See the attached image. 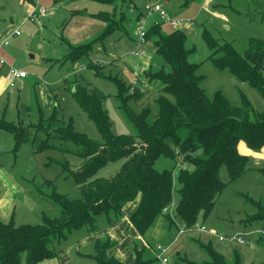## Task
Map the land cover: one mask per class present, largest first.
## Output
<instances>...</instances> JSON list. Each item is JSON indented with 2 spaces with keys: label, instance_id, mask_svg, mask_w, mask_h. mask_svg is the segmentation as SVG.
I'll return each mask as SVG.
<instances>
[{
  "label": "rangeland",
  "instance_id": "rangeland-1",
  "mask_svg": "<svg viewBox=\"0 0 264 264\" xmlns=\"http://www.w3.org/2000/svg\"><path fill=\"white\" fill-rule=\"evenodd\" d=\"M154 1L118 0L114 6H107L93 0H0V81L5 88L0 94V119L13 121L26 128L30 125L37 126L38 107L43 100H36L35 91L39 90L41 85L45 88L46 82L49 81L52 86L48 91L57 100L59 120H73L77 130L88 133L94 140H100L101 134L97 127L74 97L75 77L72 76L71 81L64 80L68 74L76 73L77 65L93 62L103 64L102 71L99 73L94 67L85 70L82 68L78 82L81 86L99 89L105 94L104 106L115 133L133 134L136 127L121 107L117 98L118 85L110 79V75H119L127 84H133L141 90V96L131 100V105L138 112L148 109V120H154L159 113L157 98L161 93L162 81H151L148 76L144 77L146 70L142 69V65L147 61L149 67L159 69L164 61L151 41L137 40L139 25L149 28L159 19L157 14L150 15L145 9L146 4ZM168 1L169 4L165 6L172 15L176 13L178 17L194 19L193 24L186 27V46L192 48L189 60L199 64L197 72L203 76L201 86L207 95L212 98L216 92L221 91L234 105L241 106L245 99H249L256 109L263 110L264 95L256 87L239 81L228 67L219 68L209 58L213 49L204 37V29L208 28L220 42H232L234 47L244 54L250 38L264 40V8L247 7V2L243 3L244 6L234 4L235 0H213L208 6L202 1L194 0L188 7L175 10L174 0ZM230 1L235 8L230 6ZM217 2L223 5H216ZM42 7L48 10V15L42 19L43 24L39 25L31 20L30 15L36 8ZM99 10L113 11L118 20L124 12L125 20L122 26L108 35L102 45H95V51L89 57H83L76 62L69 60L63 64L51 65L46 58L54 57L62 49L59 36L73 14ZM140 13L143 17L138 19ZM165 28L169 30L172 27L166 25ZM16 29L21 31L20 35H12ZM98 35L99 33L86 38L85 41L93 40ZM6 39L9 44H4ZM136 50H144V54H133ZM1 59H4L6 64H2ZM9 65L29 72L30 83L24 88L19 84L8 87L6 78L9 76ZM50 114L52 111L46 113V116L49 117ZM53 138L56 144L43 150L38 149L40 141L32 136L16 148L14 135L0 128L1 221L14 219L16 224L36 223L41 221L43 213L50 217L59 216L58 204L49 197L54 191L66 194L70 199L80 197L74 178L63 169L66 160L69 167L75 171L82 166L83 160L77 153L80 146L67 140H59L57 137ZM238 147L240 153L249 158L247 171L237 179L231 180L228 167L223 165L220 177L225 187L212 212L205 218L199 217V221L212 231L180 232L178 225L181 223L172 224L165 216L167 213H162L143 235L133 234L131 231L124 232L127 241L126 246L121 248L124 257L130 254L129 261L134 263L136 250H139L142 251L144 259L151 260L150 264H174L179 259L178 256L184 257L185 263H188V260L199 261L203 258V253L198 241L211 239L216 247L226 254L234 248L245 251L246 264L264 263V248L257 242V238L263 234V222L248 221L257 211L250 199L264 203V148L253 150L242 143ZM122 164L123 160L105 164L98 171L97 177L115 174ZM174 164L171 158L165 156L156 161V167L160 170L173 168ZM178 187L179 183L175 179L172 202L168 207V213L172 215L179 199ZM129 203L124 207L121 219L128 215ZM95 224L94 230L82 225L61 238L53 239L51 246L57 251V255L40 264H98L93 256L95 248L88 244V236L92 232H102L109 228L106 215L98 213L95 216ZM218 233H223L229 238L242 235L246 242L239 243L237 239L220 240ZM157 245L169 247V262L164 263L155 258ZM23 264H28L26 259Z\"/></svg>",
  "mask_w": 264,
  "mask_h": 264
},
{
  "label": "trees",
  "instance_id": "trees-1",
  "mask_svg": "<svg viewBox=\"0 0 264 264\" xmlns=\"http://www.w3.org/2000/svg\"><path fill=\"white\" fill-rule=\"evenodd\" d=\"M93 1L114 6L118 0ZM192 1L184 0V4L189 5ZM92 16L105 23L102 32L93 40L77 44L65 40L62 32L59 36V41L64 43L63 53L59 56L62 59L46 58L51 65L89 57L95 51V45H102L107 36L121 27L125 20L124 12L118 20L110 10H100ZM142 17L140 13L138 19ZM165 26L158 19L146 28L145 40L154 44L157 54L164 61L159 69L150 66L144 70V77L148 76L151 81H162L161 93L157 98L159 113L154 120H148V109L138 112L131 105V100L141 96L138 87L127 84L119 75L109 76L118 85L117 98L135 125V133H115L112 130L104 106L105 94L99 89L81 86L78 82L79 71L68 74L64 80L71 81V77H75L74 97L97 127L100 140H94L88 133L77 130L73 120H59L56 99L50 110L39 103L37 126L26 128L0 119V128L14 135L16 148L32 136L40 141L38 149L43 150L54 146L56 142L53 137H57L79 145L77 153L83 160L76 171L69 167L67 160L63 163L64 171L74 178L80 197L70 199L66 194L54 191L49 197L58 204L59 216L50 217L43 213L41 221L23 224H16L14 219L8 222L0 220V264H23L24 259L28 264H40L54 258L57 251L51 246L53 239L61 238L82 225L94 230L98 213L106 215L107 226L111 227L123 217L126 204L137 198L138 204L129 219L139 234L143 235L162 213H167L165 216L172 224L180 222L179 228L182 224L191 226L199 221L200 216L207 217L216 205L225 187L220 177L223 165L228 167L231 180L247 171L249 158L240 153V141L253 150L264 148V109H256L249 99H245L241 106L234 105L221 91L210 98L201 86L203 76L197 72L199 64L189 60L192 48L186 46L187 26H169L172 27L169 30ZM183 28L186 30L183 31ZM204 37L213 49L209 58L217 67H228L236 79L251 84L264 95L263 39L250 38L248 48L241 54L232 42H220L208 28L204 29ZM84 66L85 69L94 67L100 73L103 64L90 62ZM51 86L52 83L46 84L45 88L50 90ZM35 97L39 102L36 92ZM50 111L52 114L46 116ZM161 156L171 158L175 162L173 168L158 169L156 161ZM119 160H123V164L115 174L97 177L105 164ZM175 179L179 183V199L172 215L168 213V207L172 202ZM250 200L257 211L248 221L263 222V234L257 238V242L264 248V203ZM116 243L111 236L96 240L93 256L98 264H125L108 253ZM198 243L203 253L201 260H188L185 263L184 257L178 256L180 260L174 264H246L238 249L234 248L230 254H226L211 239H201ZM150 262L143 258L142 251L136 250L133 264Z\"/></svg>",
  "mask_w": 264,
  "mask_h": 264
},
{
  "label": "crops",
  "instance_id": "crops-1",
  "mask_svg": "<svg viewBox=\"0 0 264 264\" xmlns=\"http://www.w3.org/2000/svg\"><path fill=\"white\" fill-rule=\"evenodd\" d=\"M196 1H202V3L204 5L208 6L212 3L213 0H196ZM168 2H169L168 0H165L164 5L169 4ZM233 2H234V4H241L242 6H244L243 3L247 2V7L253 6V7H257V8H264V0H235ZM218 4L223 5V4H220V2H217L216 5H218ZM188 6H189L188 4H186V5L184 4V0H174V3H173V9H175V10H177V8H183V7H188ZM230 6L234 7L231 1H230ZM167 10L169 11L168 8H167ZM34 11L37 12L38 9L36 8ZM94 13H97V11L96 12L85 11L82 14L77 13L74 16H72L70 18V21L68 22L67 26L66 27L64 26L62 29L63 38H65V40H68L73 44H77V43L86 42L85 41L86 38H90L91 36H93L97 33L100 34L105 27V23L103 21H101L100 19L93 17L92 14H94ZM174 15H176V13H174ZM176 16H178V15H176ZM63 49H64V43H62V49L57 54H55L54 57L58 58L59 56H61V54L63 53ZM136 66H138V65H136ZM147 68H149V66L147 64V61H145L144 65H142V69L146 70ZM29 77H30V74H28V76L26 78L18 79L15 84H19L22 88H24L26 85H28L30 83V81H28ZM6 79L8 82V87H10L9 77L7 76ZM48 83H49V81H48ZM49 84H51V82ZM4 89H5L4 85L2 84V81H0V94L2 93V91ZM35 92L37 93L38 99L43 100V103L41 102L43 107L46 110H50L51 107H53V104H55V96L53 94H51L46 88H43L42 85H41V87H39V90L37 89V91H35ZM241 143L244 145L246 144L244 141H240L239 145ZM137 204H138V198H137V200L130 202L128 204V206H129L128 215L125 218L121 219L119 222H117L112 227H109L108 229H105L102 232L91 233L88 236V240H89L88 244H90V246L95 248L94 246H95V242L97 239L103 238V237L105 238L107 236H111L112 238H114L116 240L117 243L114 247L109 249L108 253L110 255H114L117 258L121 259L125 264H133L129 261L131 259L130 254L127 255V257H124L122 249H123V247L126 246V243H127L126 235L124 232L125 231H131V233H133V234L138 233L131 226L130 219H129L131 212L136 208ZM240 252L242 253L243 258H245L246 257L245 251H240ZM230 253H231V251H230ZM230 253H227V254H230Z\"/></svg>",
  "mask_w": 264,
  "mask_h": 264
},
{
  "label": "built area",
  "instance_id": "built-area-1",
  "mask_svg": "<svg viewBox=\"0 0 264 264\" xmlns=\"http://www.w3.org/2000/svg\"><path fill=\"white\" fill-rule=\"evenodd\" d=\"M164 1L165 0H156L152 3H148L145 6V9L147 11L148 14H157L160 21L163 22L166 25L172 26V27H184V26H188L193 24V19L192 18H184V17H178L175 15L170 14V12L167 10V8L164 5ZM48 15V10L45 7H42L40 9H38L37 12L33 11L30 15L31 20H33L34 22L38 23L39 25H42V19ZM146 32L147 29L145 28L144 25H139L138 26V41L145 40L146 37ZM21 31L19 29H16L12 35H20ZM4 44H9V40L6 39L4 41ZM133 54L135 55H143L144 54V50H136L133 52ZM1 63L2 64H6V61L4 59H1ZM83 70L85 69L84 65H77L76 66V72L77 71H81L80 69ZM28 76V72L24 69L21 68H17L14 67L12 65H9V82L10 85H14L15 82L18 79H22V78H26ZM46 84H49L48 82H46ZM190 230H200V231H212L211 229H209L205 224H203L200 221L195 222L193 225L189 226V225H185L182 224L180 227V232H185V231H190ZM218 238L220 240H228V239H237V241L239 243H245L246 240L244 239V237L242 235H237V236H233L231 238L225 236L223 233H218ZM169 247L167 246H163V245H157L156 249H155V254L157 256V258H159L160 260H162V262L167 263L169 262Z\"/></svg>",
  "mask_w": 264,
  "mask_h": 264
},
{
  "label": "water",
  "instance_id": "water-1",
  "mask_svg": "<svg viewBox=\"0 0 264 264\" xmlns=\"http://www.w3.org/2000/svg\"><path fill=\"white\" fill-rule=\"evenodd\" d=\"M186 29L185 28H183V31H185ZM32 57H34V55H31Z\"/></svg>",
  "mask_w": 264,
  "mask_h": 264
}]
</instances>
